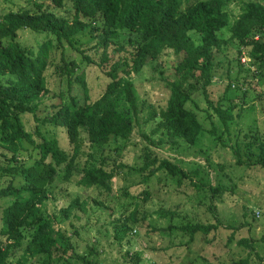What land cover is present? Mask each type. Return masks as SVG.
<instances>
[{"label": "rangeland", "instance_id": "1", "mask_svg": "<svg viewBox=\"0 0 264 264\" xmlns=\"http://www.w3.org/2000/svg\"><path fill=\"white\" fill-rule=\"evenodd\" d=\"M248 1L227 0L224 10L228 25L218 32L224 41L214 50L213 76L205 94L208 99L201 91H195L187 103L203 127L195 144L170 141L160 123V113L170 93L166 80L174 77V65L181 56L166 48L157 60L147 59L140 70L129 73L138 101L143 104L130 136L112 138L97 152L89 143H82L84 154L94 153L106 163L128 166L112 179V191L80 183L79 167L67 178L61 166L56 167L52 182L44 184L46 197L36 204L37 214L64 235L60 243L65 250L54 253L50 264H77L76 254L99 264H234L245 258L247 264H264V160L259 157L264 152V69L251 64L254 60L249 56V46L230 37L229 31V25L237 21ZM256 1L264 6V0ZM38 4L67 15L49 0H0V15L20 8L37 11ZM45 38L44 33L21 29L16 40L36 48ZM76 39L94 62L84 61L81 53L65 41L49 59L57 63L62 51L68 60L77 63L75 73H83L85 86L74 81L72 92L82 105L97 99L109 78L96 64L101 48L94 50L95 41L84 35H77ZM44 73V104L60 102L62 98L57 94L66 91L65 82L51 64ZM44 104L40 113L46 112ZM218 105L231 118H219L215 112ZM150 113H154V119H145ZM22 119L26 130L39 141L34 118L25 113ZM39 130L45 136L56 137L61 148L71 151L64 128L39 125ZM149 149L186 169L190 178L180 181L161 169L143 181L140 173L130 168L141 166ZM83 153L77 159L79 165L84 159L90 163V156ZM237 155L241 164L236 162ZM38 158V147L25 139L15 154L0 147L1 244L7 242V236L1 234L5 226L3 209L16 197L29 196L23 177L9 168L32 165ZM210 186L216 190L212 192ZM131 213L137 219L133 225ZM195 222L217 227L209 234L196 232L192 239L188 232L179 230L180 226ZM25 235L28 237L29 233ZM243 238L252 242L251 248L238 243ZM43 260L33 244L29 248L23 244L9 256L8 264H45Z\"/></svg>", "mask_w": 264, "mask_h": 264}, {"label": "trees", "instance_id": "2", "mask_svg": "<svg viewBox=\"0 0 264 264\" xmlns=\"http://www.w3.org/2000/svg\"><path fill=\"white\" fill-rule=\"evenodd\" d=\"M49 1L54 8L64 9L67 15L41 8V4L37 5V11L20 8L0 15V147L15 154L25 139L39 149V158L32 165L9 168L23 177L29 196L16 197L2 211L5 226L1 234L7 236V242L0 243V264H8L9 256L23 244L26 248L33 244L36 253L44 256L45 264H50L54 253L65 250L60 243L64 235L55 231L48 219L37 214L36 206L46 197L44 184L52 182L57 166H61L65 178L79 167L82 171L80 183L112 191V179L128 166L121 162L106 163L102 157L97 159L94 153L84 154L81 152L82 143H89L97 152L102 151L112 138L130 136L143 104L138 101L129 73L140 70L147 59L157 60L166 48L181 56L174 65V77L166 80L170 93L160 113V123L170 141L196 143L203 127L187 103L192 101L195 91H201L207 98L206 88L210 85L215 64L214 50L224 41L218 32L228 25V13L224 10L227 0ZM21 29L44 33L46 38L36 48L22 45L16 40ZM229 31L230 37L249 46V56L254 60L251 64L264 69L263 4L256 0L245 2L244 11L229 25ZM256 34L258 38H254ZM77 35L95 41L94 50L101 48L96 64L109 78L103 93L82 105L72 92L74 81L85 86L83 73H75L77 63L68 60L62 51L57 63L49 59L65 41L81 53L84 61L94 62L86 53V47L76 39ZM48 64L53 65L54 72L60 75L66 86V91L57 94L62 98L60 102L50 105L44 104L47 93L44 72ZM42 104L46 108L44 113H40ZM215 112L223 120L231 118V114L220 105L215 107ZM25 113L34 118V132L39 141H35L33 133L26 130L22 119ZM145 119H154V113ZM39 125L64 128L71 151L61 148L56 137L43 135ZM82 153L90 156V163L84 159L79 165L77 159ZM259 157L264 160V152ZM236 162L242 163L239 155ZM261 165L264 166V161ZM130 169L140 173L143 181L161 169L180 181L190 178L186 169L167 157H159L151 149L146 151L141 166ZM24 186L21 188L28 192ZM209 189L216 190L211 186ZM136 221L135 214L131 213L130 224ZM216 227L215 224L195 222L186 223L179 230L188 232L192 239L196 232L209 234ZM238 243L249 248L252 246L246 238L239 239ZM76 259L77 264H99L84 255L76 254ZM247 263L245 258L234 264Z\"/></svg>", "mask_w": 264, "mask_h": 264}]
</instances>
